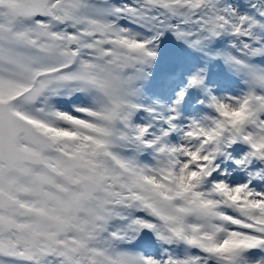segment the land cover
<instances>
[{
  "label": "snow or ice",
  "instance_id": "snow-or-ice-1",
  "mask_svg": "<svg viewBox=\"0 0 264 264\" xmlns=\"http://www.w3.org/2000/svg\"><path fill=\"white\" fill-rule=\"evenodd\" d=\"M0 264H264V0H0Z\"/></svg>",
  "mask_w": 264,
  "mask_h": 264
}]
</instances>
